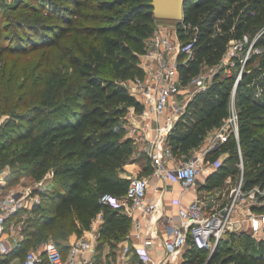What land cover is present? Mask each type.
I'll list each match as a JSON object with an SVG mask.
<instances>
[{
	"label": "trees",
	"instance_id": "1",
	"mask_svg": "<svg viewBox=\"0 0 264 264\" xmlns=\"http://www.w3.org/2000/svg\"><path fill=\"white\" fill-rule=\"evenodd\" d=\"M151 1L16 0L13 5H5L12 12L7 17L0 14V39L9 37L7 31L15 30L21 37L18 40L28 46L0 41V54L59 44L62 36L74 31L76 53L65 55L78 73L79 86L73 96L56 105L53 102L65 86H50L40 104L25 112H18L16 106L9 104V92L3 96L11 108L7 109L11 116L1 126L5 137L0 139V170L10 168L4 178L12 183L29 174L39 181L48 173L53 174L50 185L35 189L39 201L31 208L21 238L11 247L3 264H10L13 257L23 258L29 248H38L48 240L57 243L65 258L70 235L81 236L90 229L100 211L104 214L100 236L105 240L125 237L131 226L130 217L101 204L100 197L106 192L123 196L130 182L123 173L125 165L134 159L131 155L135 142L122 123L129 107L135 106L139 111L142 105L124 82L144 75L141 55L147 38L157 27ZM87 7L92 10H85ZM25 12L39 16L46 13V19L53 20L32 30L41 40L32 34L22 38L28 28L14 17L27 16ZM184 22L186 28L178 21V34L184 43H193V57L180 62L183 84L199 73L201 64L220 63L231 41L244 35L251 41L257 38L256 47L264 48V0H186ZM247 62L249 68L244 70L236 92L239 141L231 136L208 153L209 161L226 153L202 184L208 191L222 188L226 178L242 172L246 187L264 184V52L258 64L254 65L252 59ZM233 80L234 77L227 81L216 78L189 101L185 115L168 137L177 158L186 159L229 116ZM258 87L262 90L260 96L256 95ZM38 117L41 118L36 120ZM11 125L15 127L8 130ZM21 140L24 146L19 149L15 145ZM239 149L243 169L239 166ZM152 171L150 166L147 173ZM208 257V249L189 248L182 264H204ZM39 264H50L47 255ZM208 264H264V239L253 238L247 232H230Z\"/></svg>",
	"mask_w": 264,
	"mask_h": 264
},
{
	"label": "built area",
	"instance_id": "2",
	"mask_svg": "<svg viewBox=\"0 0 264 264\" xmlns=\"http://www.w3.org/2000/svg\"><path fill=\"white\" fill-rule=\"evenodd\" d=\"M181 25L186 28L184 19ZM178 29L174 34L156 29L146 40V50L141 55L140 66L144 71L142 77L125 81L131 94L141 103L142 109L129 107L122 123L127 135L134 142H145V149L153 161V171L147 176H130V182L123 196L104 193L100 197L103 205H110L132 217V240L136 248L126 246L120 264H182L189 248L208 249L209 263L211 254L218 244L228 237L230 232H247L253 238L264 239V184L246 187L243 172L237 183L229 190L224 199L217 196L197 194L189 202L178 200L177 212L165 218V235L149 233L152 221L162 212L156 199L148 196L151 177L166 178L177 182L183 190L197 188L199 177L214 171L222 158L214 161L206 159L208 153L234 136L239 141V117L236 107V92L243 70L237 77L230 96V114L222 125L214 128L205 138V144L195 155L179 159L175 156L168 137L177 121L186 113L187 105L195 95L208 88L201 74L194 76L189 83L183 84L179 70L180 62H187L193 57V43H184ZM257 38L252 40L255 44ZM249 36L233 40L222 60L237 57L236 52L249 42ZM184 59L180 60V56ZM248 55L242 62H247ZM221 60V62H222ZM218 64L213 65L217 67ZM196 80L197 88L184 95L190 82ZM257 88V96L261 95ZM133 122V123H130ZM3 117L0 116V125ZM147 145V146H146ZM149 145V148L147 149ZM240 163L243 169L242 151L239 149ZM173 163L170 165L169 162ZM39 201L37 193L27 189L10 191L0 198V264L7 260L11 250L6 239L7 221L23 208L31 209ZM145 222V225H144ZM91 229L98 231L93 223ZM13 234V233H12ZM16 233L14 232L13 235ZM160 239V242H159ZM187 244H189L188 247ZM160 249L163 250L160 254ZM94 251L90 237L77 236L69 247L67 263L75 264L79 255ZM47 255L50 264H65L66 260L54 240L44 243L43 249L28 251L23 258L13 257L10 264H39ZM133 255L137 258L133 259Z\"/></svg>",
	"mask_w": 264,
	"mask_h": 264
},
{
	"label": "rangeland",
	"instance_id": "3",
	"mask_svg": "<svg viewBox=\"0 0 264 264\" xmlns=\"http://www.w3.org/2000/svg\"><path fill=\"white\" fill-rule=\"evenodd\" d=\"M15 2L16 0H0L1 16L3 15L4 17H7L9 12L12 11L9 10L8 7H5V5H13ZM69 6L72 9L75 8L73 4H69ZM85 10L90 11L92 10V8L87 7L85 8ZM16 13L17 11L13 12L12 14ZM25 14L27 16L14 17V19L21 21L24 24V28L29 29H26V32L22 33V38H26L28 34H32L31 36L37 38V41L41 40V38L38 39V33L32 30L35 28H37L35 30H38V27H43V23L50 21L52 22L53 20L50 19L49 21V19H46V13L42 16H39L37 14H29L28 12H25ZM70 16L75 17V14L72 15V13H70ZM88 22L89 21H86L87 24ZM93 23L98 24L100 22L93 21ZM10 24H12V21ZM178 26V21L176 20L157 18L156 29H162L174 34L176 29H178ZM7 34V36L9 37L0 39L3 44H11L13 46L16 45L17 47H20L21 44L25 45V47L28 46L23 43V41L21 42L20 40H18L21 37L19 36L17 31L9 30L7 31ZM17 35L19 36V38H17ZM74 35V31H69L67 35L62 36L59 44L54 43L39 46L33 49L29 48L27 49V51H22L20 49H18V52L6 51L2 55L0 54V116L3 117V123L0 125V139L4 140L5 137V134L1 133V126L11 116L10 112L7 110L11 109L8 106V101L3 98L5 93L9 92V104H11L12 106H16L14 108L18 112H25L31 107L40 104V100L43 94L47 95V90L50 86H65L60 88L57 99L53 102V105H56L57 103L61 102L62 99H67L68 97H71L76 93V88L79 86L78 73L65 55L66 52H72L73 54L76 53ZM251 44V40H249L248 43L243 44V49H240L236 52L237 57L235 59H230L229 56H226L225 60H222V62H220L217 67L201 64L198 74H201L202 79L206 80L208 87L216 80V78L219 80L227 81L229 78L234 77L233 84L231 85L232 91L236 79L241 73V70H243L244 73V70L249 68L248 62H246L244 65L242 64L246 56L248 55L247 61L252 59L253 64L256 65L258 64L259 57L264 52L263 47H256L255 44ZM237 61L240 62L238 63ZM4 81H6V83ZM197 85L198 84L196 80L191 81L189 86L187 87L188 91H186V89H183L182 93L187 96L189 92L196 90ZM125 116L123 117V119H126ZM40 118L41 117H38L36 120H39ZM16 120L19 122L21 121L20 118ZM13 127H15V125H11L10 127H7V129L12 130ZM204 144L205 141H203L200 146L193 150L190 154L186 155L185 158L191 157L198 153L204 146ZM15 146L19 149H22L24 146V140L17 142ZM132 147L133 152L131 156H133L134 159L128 163L137 162L138 164H140L141 169L138 173V175L140 176L143 175V173H146L147 169L150 166L153 167V161L149 153L145 151V142H135ZM9 149H11V147H9ZM225 156L226 153L221 155L222 160L225 158ZM9 172V167H5L0 170V198L10 191H17L22 189H27L30 192L32 191V194H34V191L37 187L46 188L53 181V174L52 172H50L46 175L45 178L39 181L35 180L29 174H25L15 182L9 183L4 178V175L9 174ZM240 174L241 173H239L235 177L231 176L226 178L225 184L222 186V188L214 189L210 194L224 199L226 196H228L229 190L239 180ZM4 181L7 182L6 185H4ZM95 186L97 187V184ZM224 192L225 194H227L226 196L224 195ZM31 214V209L23 208L19 210L15 215L9 217V220L7 221L8 229L6 231V239L11 247L13 246L11 234L15 232L21 236L23 226L27 218ZM188 246L189 244H187L186 247ZM33 249L34 248L31 247L28 250L31 251Z\"/></svg>",
	"mask_w": 264,
	"mask_h": 264
},
{
	"label": "crops",
	"instance_id": "4",
	"mask_svg": "<svg viewBox=\"0 0 264 264\" xmlns=\"http://www.w3.org/2000/svg\"><path fill=\"white\" fill-rule=\"evenodd\" d=\"M148 148H149V145L147 149ZM145 151L147 152V150ZM172 163H173L172 161L169 162L170 165ZM140 169H141V166L137 162L127 163L125 165V172L123 173V175L128 178L130 176H137ZM149 174L146 172L140 176H147ZM207 175L208 174L205 173L199 177L200 178L199 186L197 188H190L187 190H183V188L177 182L171 181L169 179H166V178L159 179L157 177H151L150 184L148 187V196L153 199H156L159 202L162 208V212L159 213L157 215V218H155V220L152 221V224L150 226L151 228L149 229V233L152 232L154 234H157L159 238L165 235V226H164L165 218L168 214L177 212L178 200L180 201L182 200L183 202H189L197 194H200L203 196H212V194L210 193H212L213 190L208 191L204 187V185H202L205 182ZM4 183H5L4 185H6L7 182L4 181ZM120 211L122 212V210ZM130 219H131V226L126 232V235L123 239L105 240L100 236V232H99L102 224L104 223V214H103V211H100L92 222V225L93 223H95V225L99 227V230L93 231L90 228L84 231L83 233L84 235L90 237L91 240L93 241L94 251L85 252L79 255L75 264H120L122 262V254L124 252V248L128 245L132 246L133 248H136V245L138 244L131 238L132 230H133L132 217H130ZM144 225H145V222H144ZM7 229H8V226H7ZM13 234H11V237L13 240L12 244L14 245L21 238V236L18 233H16L15 235ZM76 238H77L76 233L71 234L69 237V243L71 244L73 241H75ZM159 242H160V239H159ZM43 246H44V243L35 249L36 250L43 249ZM162 251L163 250L160 249L159 251L160 254H162ZM136 258L137 256L133 255V259H136ZM64 259L66 260L65 264H69L67 263L69 259L68 252L65 254Z\"/></svg>",
	"mask_w": 264,
	"mask_h": 264
},
{
	"label": "water",
	"instance_id": "5",
	"mask_svg": "<svg viewBox=\"0 0 264 264\" xmlns=\"http://www.w3.org/2000/svg\"><path fill=\"white\" fill-rule=\"evenodd\" d=\"M185 2L186 0H152L151 6L156 18L180 21L184 19Z\"/></svg>",
	"mask_w": 264,
	"mask_h": 264
}]
</instances>
